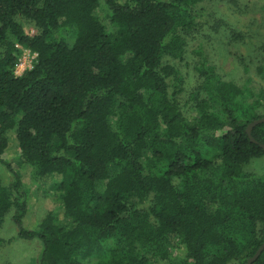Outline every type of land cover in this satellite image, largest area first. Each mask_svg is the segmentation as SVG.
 <instances>
[{
	"label": "trees",
	"instance_id": "obj_1",
	"mask_svg": "<svg viewBox=\"0 0 264 264\" xmlns=\"http://www.w3.org/2000/svg\"><path fill=\"white\" fill-rule=\"evenodd\" d=\"M200 1L0 0V233L10 217L39 264H246L264 243V178L246 170L264 158L261 103L202 49L185 98L172 63ZM18 46L37 56L19 76ZM10 133L17 165L57 183L61 215L36 230Z\"/></svg>",
	"mask_w": 264,
	"mask_h": 264
},
{
	"label": "rangeland",
	"instance_id": "obj_2",
	"mask_svg": "<svg viewBox=\"0 0 264 264\" xmlns=\"http://www.w3.org/2000/svg\"><path fill=\"white\" fill-rule=\"evenodd\" d=\"M196 10L204 18L198 31L187 37L186 58L184 61H172L177 64L184 77L185 98L198 84L196 52L202 49L224 80L246 89L250 102L261 103L260 111L264 115V77L258 70L264 62V0H201ZM20 21L28 35L35 34L31 23L24 19ZM18 48L21 54L15 70L17 76L32 69L37 61L35 53L21 46ZM9 137V148L3 159L10 162L21 176L30 205L24 223L28 229L36 230L46 215H61L57 183L40 181L34 177L31 167L17 165L19 148L16 135L10 133ZM246 170L264 178V158L253 160ZM6 176L8 180L9 176ZM17 231L8 217L0 237L6 241L11 240L12 243L0 245V264H39L42 243L38 240L17 239ZM95 258L96 254L92 255L86 264H91Z\"/></svg>",
	"mask_w": 264,
	"mask_h": 264
},
{
	"label": "water",
	"instance_id": "obj_3",
	"mask_svg": "<svg viewBox=\"0 0 264 264\" xmlns=\"http://www.w3.org/2000/svg\"><path fill=\"white\" fill-rule=\"evenodd\" d=\"M260 124H264V118H262V119H259V120H256V121H254L250 126H249V128H248V133L250 134L251 133V130L254 128V127H256V126H258V125H260ZM253 142H255V141H253ZM261 148H263V150H264V146L263 145H261ZM264 252V243L262 244V246L259 248V250L256 252V254L246 263V264H253L254 262H256L258 259H259V257L261 256V254Z\"/></svg>",
	"mask_w": 264,
	"mask_h": 264
}]
</instances>
